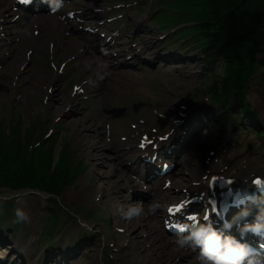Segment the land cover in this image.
Returning <instances> with one entry per match:
<instances>
[{"label":"rangeland","instance_id":"rangeland-1","mask_svg":"<svg viewBox=\"0 0 264 264\" xmlns=\"http://www.w3.org/2000/svg\"><path fill=\"white\" fill-rule=\"evenodd\" d=\"M159 2L160 0H77L76 5L73 3L71 8L52 15L64 18L70 9L74 11V19H70L69 22L73 25V30L61 31L64 37H70L74 42L67 43L63 40L66 43L64 47H56L50 36L48 23L52 19L46 17L45 23L41 24L39 21H29L30 18L27 21L25 17L18 25L11 16L14 8L16 10L13 0L0 2V22L8 21L5 33H8V43H3L0 48V141L9 142L15 132L19 136L25 132L31 137L29 143L37 144L41 138L40 130H45L44 137L54 138L51 142L53 147L51 166L64 160L60 155L66 149L74 156L68 159L71 168L77 169V165L79 167L75 179L70 183L65 182L59 189V195L56 193L55 197L32 188L13 192L0 187V199L3 201L0 203V211L4 210L7 214L8 204L10 209L20 208L27 214V220L18 222L13 209L8 213L10 216L0 220V259L3 264H29V260L33 259L38 260L37 264H60L62 260L59 259H63L66 264H171L186 256L187 259L182 263L190 259V262L197 264L188 251L175 253L172 256L173 261L167 260L174 247L170 241L174 238L162 229L160 216L164 215L163 211L159 210L156 216L147 213V207L152 203L149 200L161 203L159 208L166 204L164 196L161 195L163 192L172 191L171 182L175 179H179L181 190L172 192L171 195L176 199L184 195L185 192L182 190L189 189L194 181L188 176L189 165L184 163L189 158L201 170L210 163V158H214L213 165H219L221 155L229 156V161L225 163L221 160L218 167L223 168L222 172L226 171L227 175L236 170L227 169L229 164L236 163L239 168L244 166L242 161L247 158L264 163V153L258 152L264 151V129H260L264 127V75L259 72L260 68L263 71L261 65V67L253 65L251 67L258 72L253 73L255 75L251 77L244 90L245 102L250 111L239 112L238 108H227L228 118L223 121L219 115L220 111L210 105V101H204L207 111L214 114L212 121L206 122L205 127L197 135L184 130L185 135L181 139L189 146L177 151L175 159L181 165L176 172L172 170L171 176L164 177L170 180V184L163 187L159 184L157 193L156 188L147 192L149 198L143 201L145 215L128 220L130 221L128 225H124L122 220L124 217L118 212V203L126 207L139 202L138 200H142L139 196L140 191L145 189L144 184L139 183L140 169L135 163H131V160L140 153L135 146L137 139L145 131L150 133L147 137L154 143L162 138L165 132L166 136L171 127L180 119L181 121L184 119V113H189L188 110L194 104V100L188 97H196L202 105V99L206 96L204 91H198L197 88L202 84L210 86L214 79L213 72L217 74L218 79L221 78L220 55L214 53L211 46L206 43L209 37L207 31L211 27H202L200 21L193 22V16L185 10V6L180 4L175 6L174 9L179 10L178 16H181V21L184 22L183 28L191 31L187 41V36L182 38L175 34L181 25L168 29L154 24L169 26L173 23L174 15L165 12L164 9L172 8L174 0H162L160 4ZM196 8L199 10V5L196 4L194 10ZM16 11L20 15L21 10ZM81 12L88 18L99 17L95 21L101 22V25L96 26V30L102 31L104 35L114 36L113 41L120 42L113 46L114 50L126 54L123 57L121 55L119 60H133L135 65L116 67L115 69L121 70L123 75L119 71L116 76H112L104 83V95L99 97L105 99H100L96 108L105 109L106 112L105 115L91 119L95 124L92 126L93 129L87 127V130H90L88 133L95 137L91 143L80 137L78 129L76 134L74 128L65 125L66 121L74 118L81 120L82 124H88L83 116L75 114L71 100L73 97L70 93L66 94V89L63 88L69 80L68 77L72 78L73 83L108 77L106 72L104 75H96L101 72L102 62L97 61V58L102 57V54L98 52L93 62L86 61L82 55L84 53L82 40L76 33L82 26ZM134 19L140 21L139 27L132 25ZM160 19H164V23H161ZM103 21H106L104 25ZM53 32L56 34L57 30ZM163 34L167 36L157 39L158 35ZM144 37L154 42L152 50H159L163 57L167 56L163 59L150 60L146 59L145 54L138 58L136 55L138 52L132 55L139 39ZM179 45L180 49L176 50ZM202 47L208 48V54H202ZM167 49L172 52H168ZM176 53L185 59V63L179 64L178 60L169 59ZM248 53L253 56L251 62H264V29L259 31V47L256 51L253 46L248 48ZM248 53L244 52L245 55ZM181 57L178 56L177 59ZM108 59L112 63L115 62L111 57ZM166 59L170 60L172 63L170 66L176 69L173 75L168 74L167 79L164 78L167 73L165 69L168 67ZM63 60L74 66L75 70H70L67 65L62 64L57 68L59 62ZM193 61L196 64L190 66ZM92 64H95L96 69H92ZM100 85L98 83L99 89ZM110 91L118 93L111 94ZM185 102L190 103L181 108ZM144 103L151 105L148 112L143 106ZM71 108L74 110L73 113ZM103 124L107 126V132L104 133ZM131 124H134V127H131ZM96 126L100 129L98 130ZM21 139L23 138L20 137ZM42 144L49 145L50 141H43ZM91 145L94 148H91ZM5 149L10 150V146L7 145ZM125 152L126 156L118 157ZM2 156L0 154V159ZM95 168L103 172L101 176ZM181 170L183 171L180 172ZM251 173L257 174L258 171L253 170ZM161 181L163 182V179ZM183 187L185 188L182 189ZM98 191L100 193H95ZM23 201L24 206L21 207ZM116 214L119 217L115 218ZM55 216L58 219L56 232L49 239L45 237L41 239L39 232L40 228L45 226L46 217L49 223L55 221ZM116 219L120 220L127 230L118 226ZM132 232L137 242L132 240ZM157 234H160L159 238ZM81 237L83 238L80 239ZM31 239L32 254L26 256L28 248H25L24 244ZM13 245L17 250L15 248L13 250ZM65 251L68 253L65 254ZM51 253L56 254L53 263L48 258ZM141 254L146 257L144 262Z\"/></svg>","mask_w":264,"mask_h":264},{"label":"trees","instance_id":"trees-1","mask_svg":"<svg viewBox=\"0 0 264 264\" xmlns=\"http://www.w3.org/2000/svg\"><path fill=\"white\" fill-rule=\"evenodd\" d=\"M174 2L172 8H165L171 15H175L172 17L174 22H179L178 17H181L177 16L180 14L179 10L174 9L180 4L193 16V22L200 21L202 27H211L207 31L209 37L206 43L211 46L213 52L220 55L222 62L220 64L222 68L219 69L221 78L213 79L212 85L207 87L211 102L224 105L227 101L228 106H231L234 100L241 103L246 83L258 72L251 66H262L264 70V62H251L253 56L248 53V48L253 46L256 51L259 47V31L264 29L262 22L264 0H174ZM196 4L199 5V10L197 8L194 10ZM203 50L205 53L208 52L206 47H203ZM244 52L248 54L245 55ZM212 74L217 75L214 72ZM232 106L235 105L232 103ZM243 107L247 109L245 102ZM40 131L41 138L37 144L29 143L31 137L25 132L22 136L15 132L9 142L0 141V154L3 155L0 159V187L12 190L35 188L52 194L58 193L65 182L73 181L79 169L78 165L77 169L71 168L68 162L73 155L64 149V153L60 155L64 160L51 166L53 152L51 142L54 138L51 136L42 138L44 131ZM20 137L23 139L20 140ZM46 140L50 141V144L43 146L42 143ZM7 145L10 146V150L5 149ZM0 203L3 201L0 200ZM4 216V210L0 211V219ZM56 223L57 217L54 222H49V226L54 227ZM48 233L43 231L45 236Z\"/></svg>","mask_w":264,"mask_h":264},{"label":"bare ground","instance_id":"bare-ground-1","mask_svg":"<svg viewBox=\"0 0 264 264\" xmlns=\"http://www.w3.org/2000/svg\"><path fill=\"white\" fill-rule=\"evenodd\" d=\"M0 2H2V0H0ZM73 3L74 4L77 3V0H61V5L62 6L59 8V10L66 9V8L70 7L71 5H73ZM48 10L49 9L47 8V9H44L43 11L39 12L38 14H35L34 15L35 17H33L31 20L33 22L34 21H39L41 24H43L47 20L46 17L49 18V19H52V21H50L48 24L50 26V36L54 40V42L56 44V47L57 46H61V47L66 46L65 45L66 43L63 40H65L67 43L68 42L73 43L74 41H73L72 38H70V37H64L61 34V31H64V30H73V25L70 24L67 21L60 20V18L48 16V15L53 14V12H49L47 14H43V13H46ZM70 11H71V9H70ZM164 11H167L168 12V9H164ZM96 24H100V23H96ZM132 25L134 27H136V26L139 27L140 21L138 19H134V20H132ZM84 26H85V24H84ZM54 30H57L56 34H54V32H53ZM89 31L91 32V29H87V30H83L82 29V30H80L78 32L76 31V33L80 36V39L82 40V48L84 49V53L82 55L84 56V58H85L86 61L93 62L97 58V56H98V51H100V46L99 45H101V41H97L96 43H94L95 40L87 37V35H86V33L89 32ZM135 31H137V29ZM92 33H96V34L102 36L101 31H96V32H92ZM76 41H77V39H76ZM103 44L107 45L108 47H113V46H117L118 44H120V42H114L113 43V42H111V39H110V40H104ZM153 44H154V42L150 38H147V37L140 38L139 41H138V43H137V46H136L135 50L137 49V52L138 53L145 54L146 55V59H147V56H148V59H152V58H155L156 57V56L151 57V55H153V52L151 51V47L153 46ZM112 55H114V54H112ZM164 56H167V55H164ZM184 60L185 59L181 60V63H183V62L185 63ZM97 61H101L102 62L101 71L106 72L110 78L112 76H116L119 73V71H121V70L115 69L116 66H113V65L110 64V61L107 59V56L106 55L97 58ZM191 61H192V59H191ZM195 64L196 63L193 61V64L192 65L189 64V65L190 66H194ZM16 65H17V63H16ZM16 65H15V67H16ZM92 65H93L92 69H96L95 64H92ZM12 68H14V67H12ZM98 72H100V71H98ZM121 74L123 75L122 71H121ZM117 77H119V76H117ZM249 81H248V83H249ZM97 86H98V83H97ZM98 90H99V86L94 90L95 94L98 92ZM110 93L111 94H117L118 92L117 91H111ZM111 96H113V95H111ZM205 98H203L202 100L204 101ZM63 101L64 100H61V102H63ZM69 106H70V104H69ZM53 107L54 106L52 105L51 108H53ZM71 109L73 110V108H71ZM72 110H71V113L74 112V110L73 111ZM246 111H248V110H244V112H246ZM181 112H183V111H181ZM184 114H186V113H184ZM65 125L74 128L76 134H77V129H78L79 130L80 137L86 139L87 143H91V141L93 139H95L94 135L88 133V132H90V130H87V127H91L92 128V124H89L88 123L87 125H85V124H82V121L81 120L74 118V119H70L69 121H66L65 122ZM93 144H96V143H93ZM91 148H94V146L91 145ZM258 152L264 153V151H262V150H258ZM87 155L89 157V154H87ZM126 155H127V153H122L121 156H118V155L117 156L118 157H123V156H126ZM91 156H94V155L91 154ZM184 163H187L189 165L190 169H187L188 176H190V178L194 179V181H193L192 186L189 188V190L187 189L185 191L184 195H182L180 198L176 199V197H173L171 194H172V192H178L180 190V187L179 186H181V185H179V179L173 180V183H172V186L173 187H172V191L170 193V203L173 205V208L174 209L177 208V207L183 206V201H187V203H190V200L191 199H194L195 201L202 202L204 200V196H205L204 195V192H205L204 189L207 186L209 188H212L213 187V184L211 183L210 180H211L212 175L215 174L214 173V168L215 167L211 163H207L201 170H199V167L196 166V164L193 162V160L191 158H189V160L185 161ZM243 163H244V166H241L239 168H237L236 167L237 164H235L234 168L236 170H234L233 172H231V174L229 175V177H231L233 179V183L234 184H230V185H232V186H235V185L244 186L246 182H243V181H245V179L242 178L243 175L244 176L245 175L247 176V174L250 173L253 170L254 171H260L261 172L260 175L261 176H264V163H258L257 160H253L252 161L250 158L244 159ZM180 165L181 164H178V165L174 164V166H176L174 169L176 170L178 167H180ZM113 169H115V168H113ZM95 170H97V169L95 168ZM182 171L183 170H181L180 172H182ZM98 173L101 176L103 172L98 171ZM148 181H150V180H148ZM227 184H229V183H227ZM95 193H100V192L98 191V192H95ZM95 193H93V194H95ZM52 195L55 197L57 194L56 193H52ZM58 195H59V193H58ZM89 195L90 194H88V197H89ZM161 196H163V195H161ZM23 204H24V201L21 203V207L24 206ZM120 205L121 204L119 202L118 203V206L120 207ZM13 209L15 210V208H11L10 210L12 211ZM176 215H177V212L174 213V216H176ZM117 217H119L118 214L115 215V218H117ZM122 220H123L124 225H128L127 223L130 222L126 218H124V219L122 218ZM177 220H178V222H183V219H181V218H177ZM116 222L119 224L118 226L122 227L124 230H127V228L124 227V225L122 224V222L120 220L116 219ZM137 225H139V224H137ZM165 228H169V227L164 226V230H165ZM125 233H127V231H125ZM169 234H171L170 236L175 239L176 236L175 237L173 236L174 235V230L173 229H171L169 231ZM132 235H133L132 240L134 242H137L136 241V236L134 238V233L133 232H132ZM157 235H159L157 237V238H159L160 237V234H157ZM128 240H129V238H128ZM173 241H170V244H172L174 247H173L172 251L169 253L170 254V257H167L166 256L167 257V260L173 261V257L172 256L175 253H188L189 252L190 254H194V256H195V253L192 252L191 249H183L184 251L183 250H178L176 248V246L174 245ZM32 244H33L32 239L28 243L24 244L25 248L26 247L28 248L27 251L25 252V255L26 256H30L32 254ZM14 248L17 250V248H16L15 245H13V250H15ZM25 248L23 247L24 250H25ZM55 255L56 254H54V253H51V254L48 255L49 256L48 258H50L49 259L50 262H52V263L54 262ZM141 257L143 258L142 261L144 262V260H145L146 257L144 256V254L143 255L141 254ZM186 257L184 259H187ZM28 259H30V258H28ZM184 259L181 257L180 261L175 262V263H171V264H194V263L190 262V259H188L185 263H182V261ZM59 260H62V259H59ZM37 261L38 260H35V259L29 260V264H37ZM50 262H48V263H50ZM64 264H66V262ZM68 264H70V263H68Z\"/></svg>","mask_w":264,"mask_h":264},{"label":"clouds","instance_id":"clouds-1","mask_svg":"<svg viewBox=\"0 0 264 264\" xmlns=\"http://www.w3.org/2000/svg\"><path fill=\"white\" fill-rule=\"evenodd\" d=\"M49 6L52 10H58L61 0H50ZM258 207V211L251 222L246 218L252 215L248 206H243L234 214L233 221H225L222 228L217 229L211 222L205 218V222L193 216L189 218V223L180 228L173 241L178 250L191 249L196 251L197 264H256V250L252 248L246 241L248 234L264 238V198L254 197L252 202ZM158 203L148 205L147 213L154 214L159 208ZM119 214L128 219L139 218L145 215V208L141 202L130 204L128 206H120ZM17 221L27 220V214L20 208L15 210ZM245 220L240 224V220ZM235 228L237 235L232 234Z\"/></svg>","mask_w":264,"mask_h":264},{"label":"snow or ice","instance_id":"snow-or-ice-1","mask_svg":"<svg viewBox=\"0 0 264 264\" xmlns=\"http://www.w3.org/2000/svg\"><path fill=\"white\" fill-rule=\"evenodd\" d=\"M261 182L262 181H260L259 178H257V180L254 181V183H261ZM180 207H182V206H180ZM180 207L175 208L174 211L179 212ZM172 211H173V209H170V212H172ZM189 218H192V217H189ZM205 218H207V216Z\"/></svg>","mask_w":264,"mask_h":264}]
</instances>
